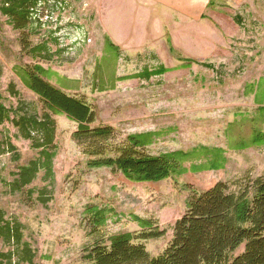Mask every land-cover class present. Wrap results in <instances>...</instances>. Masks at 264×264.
Instances as JSON below:
<instances>
[{
	"label": "rangeland",
	"instance_id": "rangeland-1",
	"mask_svg": "<svg viewBox=\"0 0 264 264\" xmlns=\"http://www.w3.org/2000/svg\"><path fill=\"white\" fill-rule=\"evenodd\" d=\"M25 6L29 20L21 29L0 11V264H92L83 258L86 249L101 237L109 244L114 234L136 235L137 218L166 229L158 239H134L157 256L192 193L219 181L237 191L264 177V0H26ZM79 36L81 45H73ZM158 64L166 68L162 74L137 76ZM35 65L53 86L90 105L92 126H112L117 141L142 136L153 155L182 151L183 170L138 182L90 167L92 157L72 139L77 123L51 112L28 87ZM45 113L55 122L51 143L39 126ZM35 161L26 184L18 173ZM92 205L106 210L99 233L89 224ZM24 244L32 262L22 260Z\"/></svg>",
	"mask_w": 264,
	"mask_h": 264
},
{
	"label": "trees",
	"instance_id": "trees-1",
	"mask_svg": "<svg viewBox=\"0 0 264 264\" xmlns=\"http://www.w3.org/2000/svg\"><path fill=\"white\" fill-rule=\"evenodd\" d=\"M25 5L26 0H6L0 11L11 17L15 28L21 29L29 20V7ZM108 45L119 52L112 42ZM156 67L148 75L137 76L148 79L151 74L166 71L162 64ZM41 72L44 71L39 65L27 72L28 87L51 112L63 113L77 123L72 139L92 157L88 161L90 167H108L138 182L160 181L183 170L186 154L182 151L153 155L144 149L142 136L127 135L117 141V131L112 126H92L96 113L90 105L53 86ZM3 112L0 104V116ZM42 118L39 126L44 142L51 143L55 122L49 113ZM43 153L50 156L46 150ZM37 166L35 161L20 169L18 175L26 184L35 176ZM228 187L219 181L202 192L192 193L186 212L172 226L171 241L157 256H151L145 245L134 239H158L166 229L159 228L151 219L137 218L141 225L139 233L114 234L107 238L109 244L100 236L86 249L83 258L92 264H264V177L254 178L248 187H238L237 191ZM86 210L93 232L99 233L107 220L106 210L96 205ZM9 228L7 231L14 232ZM14 234L20 241L19 231ZM243 244V251L233 255ZM22 253V260L32 262L34 255L28 244L23 245Z\"/></svg>",
	"mask_w": 264,
	"mask_h": 264
},
{
	"label": "built area",
	"instance_id": "built-area-1",
	"mask_svg": "<svg viewBox=\"0 0 264 264\" xmlns=\"http://www.w3.org/2000/svg\"><path fill=\"white\" fill-rule=\"evenodd\" d=\"M62 30V32H63V34H66V33H68L69 32V29H61ZM72 39V41H71V43H74L73 45H81V43H82V37L81 36H79V37H74V38H71ZM71 47V46H70ZM72 48V47H71ZM73 49V48H72Z\"/></svg>",
	"mask_w": 264,
	"mask_h": 264
}]
</instances>
